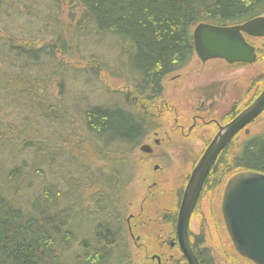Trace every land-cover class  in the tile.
Instances as JSON below:
<instances>
[{"label":"trees","instance_id":"trees-1","mask_svg":"<svg viewBox=\"0 0 264 264\" xmlns=\"http://www.w3.org/2000/svg\"><path fill=\"white\" fill-rule=\"evenodd\" d=\"M62 1L79 8L75 22L71 20L75 23L72 34L81 36L84 43L90 41L89 37H94L97 41H91L97 45L111 42L119 54L121 72L130 79L132 93L146 103L161 97L166 75L180 70L195 56L192 30L197 24L229 26L264 14V0H50V4ZM3 12L6 7L0 0V114H6L4 129L13 128L9 134H0L4 135L0 139V264H130L122 255L126 246L124 223L116 199L118 191L114 189L123 190L132 169L122 155L134 150L148 131L158 127L156 117L151 111L130 110L118 104H83L82 108V98L71 100L90 145L100 150V156L115 154L118 159L112 164L117 162L119 166L110 167L108 174L96 171L92 182L100 191L93 194L74 197L73 192L62 193L57 183L50 181L32 192L27 202H17L15 196L25 174L24 166L15 161L22 152L18 143L21 148L23 137L31 131L64 127L63 113L69 101L62 91L68 67L57 57L65 55L70 44L63 36L62 25H55V21L49 33L51 41L38 46L21 43L13 36L9 23L2 21ZM37 79L47 83L57 80L59 95L53 101L51 96H45L47 93L40 95L41 82L36 85ZM258 83L262 85L243 106L264 87V74L251 82L252 87ZM42 88L47 89L45 83ZM9 109L19 121L8 120ZM239 111L234 103L226 118L231 119ZM38 146L34 152L37 159L42 157L39 151L47 149L42 144ZM120 148L119 153L116 150ZM214 163L204 183V190L212 192L226 176L236 172L264 173V127L239 144L231 141ZM38 170L32 171L36 178L43 179L44 173ZM29 182L23 185L25 189L31 188ZM76 202L80 207L92 202L94 207L91 211L76 209ZM86 213H91L85 216L86 221L90 215L96 219L81 223L79 218ZM167 221L174 226L175 214ZM203 243V236H196L192 247ZM199 252L202 263L212 264L207 249Z\"/></svg>","mask_w":264,"mask_h":264},{"label":"rangeland","instance_id":"rangeland-1","mask_svg":"<svg viewBox=\"0 0 264 264\" xmlns=\"http://www.w3.org/2000/svg\"><path fill=\"white\" fill-rule=\"evenodd\" d=\"M4 7L6 12L1 15L2 21L9 23L8 27L19 42L38 46L51 41L49 33L54 28L55 21V25H62L63 36L69 39L70 44L68 52L57 57L68 67L64 79L66 87L62 91L69 101L63 113L64 127L51 126L37 133L31 131V134L23 137L22 140L25 141L21 148L18 143L17 148L22 152L15 161L24 166L25 172L21 183L26 186L30 181L31 188L25 189L22 184L19 185L16 201L27 202L33 195L32 192H36L43 182L50 181L56 182L62 193L73 192L74 197L93 194L100 191L92 182L96 171L108 174L110 167L119 166L117 162L112 164V160L118 159L115 154H112L113 157L100 156V150H95L90 145L81 125V117L74 111L71 100L82 98V108L89 105L118 104L130 110L151 111L157 119L158 127L148 131L134 150L122 155L126 159L124 163L132 169L123 190L118 187L114 189L118 191L116 199L124 223L126 246L122 255L128 257L126 262L130 264H156L153 259L155 255L161 258V264H182L177 245L170 247L175 235L167 217L175 213L178 201L176 194L185 184L202 149L217 131L215 122L207 124L199 120L190 129L193 121L191 117L202 115L205 122L216 119L221 125L232 119H227L226 114L234 103L238 104V109L244 108V103L262 85L258 83L252 87L251 82L264 74V37L253 40L258 49L253 64L229 65L221 59H210L202 63L194 56L186 66L165 76L160 98L155 99L154 103H146L132 93L130 79L121 72L119 54L115 46H110L111 42L104 41L102 45H97L91 41L96 39L89 37L90 41L84 43L81 36L72 34L79 9L75 4H70L69 1L55 5L50 4V0H4ZM93 68L98 71L94 72ZM37 80L36 85L41 82ZM56 81L41 82L39 94L47 93L45 96H51L50 101H53L59 95ZM44 83L47 89L43 90ZM6 111L11 113V117L7 115L10 122L19 121L14 117L13 109ZM4 115L6 114H0V134H9L13 128L4 129V122L7 120L3 118ZM57 115L61 116L60 113ZM179 125L183 126V132ZM263 127L264 112L234 137L235 145L246 137L259 133ZM15 132L16 129L13 134ZM3 136L0 135V139ZM157 139L156 145L153 141ZM41 144L47 149L44 153L39 151L42 157L37 159L38 156L34 155L37 150L35 148H39L38 145ZM146 144L152 149L150 153L140 150V146ZM121 150L122 148L116 151L120 153ZM110 152L114 153L115 150ZM37 168L44 173L43 179L36 178L32 171ZM227 179L226 176L215 192L205 189L200 195L196 209L189 219V241L194 243L195 237L202 235L204 243L198 248L207 249L214 264H253L234 251L221 218V194ZM93 207L92 202H85L83 207L78 202L75 203L76 209L91 211ZM88 214L91 213L84 214L79 221H86L85 216ZM130 214L133 216L128 220V230L126 219ZM95 219L90 215L86 222Z\"/></svg>","mask_w":264,"mask_h":264},{"label":"water","instance_id":"water-1","mask_svg":"<svg viewBox=\"0 0 264 264\" xmlns=\"http://www.w3.org/2000/svg\"><path fill=\"white\" fill-rule=\"evenodd\" d=\"M244 35L264 37V16L229 26L199 23L192 30L193 53L202 63L210 59L231 64H253L256 51ZM264 112V88L213 135L192 168L178 206L175 239L187 264H199L188 238L191 214L203 182L221 151L245 127ZM150 152L148 144L140 146ZM221 194L224 227L238 255L254 264H264V173L240 171L228 178Z\"/></svg>","mask_w":264,"mask_h":264},{"label":"flooded vegetation","instance_id":"flooded-vegetation-1","mask_svg":"<svg viewBox=\"0 0 264 264\" xmlns=\"http://www.w3.org/2000/svg\"><path fill=\"white\" fill-rule=\"evenodd\" d=\"M244 37H245V40H246L250 45H253V46H254L255 51H256V57H257V53H258L257 50H258V49H257L256 45L253 44V40H257V39H259V38H258V37H249V36H247V35H244ZM255 60H256V59H255ZM242 64H245V63H242ZM249 65H250V64H249ZM263 88H264V87H263ZM263 88H262V89H263ZM262 89H261V90H262ZM261 90H260V91H261ZM260 91H259V92H260ZM259 92H258V93H259ZM256 96H257V95H256ZM256 96H255V97H256ZM252 100H253V99H252ZM252 100H251V101H252ZM191 118H192L193 121H192V124L189 126L190 129L196 126L197 120H199V121H201V122H203V123H207V124H208L209 122H215V123H216V129H218V126H222L223 124H225V123L228 122V121L223 122L221 125L217 123L216 119H211L210 121L205 122V119L203 118V116H202V115H198V114L193 115ZM232 118H233V117H232ZM177 126H178V125H177ZM179 127H180V131L183 132V126L179 125ZM189 127H188V128H189ZM190 129H189V131H190ZM217 131H218V130H217ZM217 131H216V132H217ZM216 132H215V133H216ZM212 137H213V136H212ZM211 139H212V138H211ZM211 139H210V140H211ZM210 140H209V142H210ZM209 142L206 144V146L209 144ZM153 143L157 145V143H158V139H157V140H154ZM206 146L202 149V152H203V150L206 148ZM151 150H152V149H151ZM150 152H151V151H150ZM150 152H146V153H150ZM202 152H201V153H202ZM201 155H202V154H201ZM199 158H200V157H199ZM217 158H218V157H217ZM197 161H198V160H197ZM197 161H196V162H197ZM196 162H195V163H196ZM214 162H215V161H214ZM195 163H194V165L192 166V168L196 165ZM214 164H215V163H214ZM192 168H191V170H192ZM155 169H157V166L155 167ZM211 169H212V168H211ZM211 169H210V171H211ZM210 171L208 172L206 179H207L208 176L210 175V174H209ZM190 172H191V171H190ZM190 172H189V174H190ZM189 174H188V176H187V178H186V182H187V180H188V178H189V176H190ZM234 175H235V174H234ZM231 176H233V175H231ZM231 176H228L227 178H230ZM206 179H205L204 182H203V185H202L203 188H202V190H201V192H200V194H199V196H198V197H199L198 200L201 198L200 195H201L202 192L204 191V188H205V186H204L205 184H204V183H205ZM186 182H185V184H186ZM185 184L181 187V189H180V190L178 191V193L176 194V198H177L178 201H177V209H176V211H175V213H174V214H175V219H176V216H177V213H178V210H179V209H178V206H179L180 201H181V199H182L181 197H182L183 190H184V188H185V187H184ZM198 200H197V202H198ZM197 202H196V204H197ZM195 209H196V208H195V206H194V210H195ZM194 210H193V212H194ZM193 212H192V214H193ZM192 214H191V215H192ZM132 216H133V215L130 214L129 217H127V219H126L127 226L129 225L128 220H130V219L132 218ZM175 222H176V221H175ZM174 228H175V224H174V226H173V231H174ZM188 228H189V227H188ZM128 230H130V226H128ZM188 231H189V230H188ZM189 232H190V231H189ZM174 235H175V231H174ZM189 235H190V234L188 233V238H189ZM174 237H175V236H174ZM189 242H190V241H189ZM190 243H191V247H192V244H193V243H192V242H190ZM173 244H176L177 247H178V244H177V242H176V239H174L173 243H170V247H173ZM232 246H233V245H232ZM233 249H234V247H233ZM178 250H179V247H178ZM200 250H201V249H199L198 247H196L195 249L192 247V251H193V253H194L195 256H196L197 263H199V264H204V263H202V261H200L199 258H198V256L200 255V254H199V253H200V252H199ZM234 251H235V250H234ZM179 252H180V250H179ZM180 253H181V252H180ZM236 253H237V252H236ZM237 254H238V253H237ZM240 256H241V255H240ZM181 257H182V258H181V260H182V264H187V262H186V260H185V257H183V254H182V253H181ZM241 257H242V256H241ZM242 258H244V257H242ZM153 259H155L156 264H161V258H160L159 256L155 255ZM244 259L247 260L246 258H244ZM247 261H248V260H247ZM211 262H212V264H214L212 258H211ZM249 262H252V261H249ZM252 263H253V262H252ZM253 264H254V263H253Z\"/></svg>","mask_w":264,"mask_h":264}]
</instances>
